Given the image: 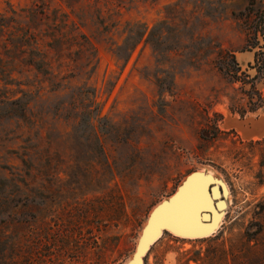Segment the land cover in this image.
Segmentation results:
<instances>
[{"label": "rangeland", "instance_id": "374dc122", "mask_svg": "<svg viewBox=\"0 0 264 264\" xmlns=\"http://www.w3.org/2000/svg\"><path fill=\"white\" fill-rule=\"evenodd\" d=\"M249 1L0 0V264H130L196 171L225 187L218 232L166 233L142 264H264Z\"/></svg>", "mask_w": 264, "mask_h": 264}, {"label": "water", "instance_id": "95a60500", "mask_svg": "<svg viewBox=\"0 0 264 264\" xmlns=\"http://www.w3.org/2000/svg\"><path fill=\"white\" fill-rule=\"evenodd\" d=\"M225 187L213 175L196 171L177 192L154 208L130 264H142L143 257L166 233L183 239H206L215 235L224 211Z\"/></svg>", "mask_w": 264, "mask_h": 264}, {"label": "trees", "instance_id": "16d2710c", "mask_svg": "<svg viewBox=\"0 0 264 264\" xmlns=\"http://www.w3.org/2000/svg\"><path fill=\"white\" fill-rule=\"evenodd\" d=\"M126 1L127 0H117L118 6L119 7L124 6ZM245 10L247 11L246 21L250 25L251 37L255 36L256 38H258L260 36L264 41V7H263V4L257 0H250ZM41 14H45V13L41 12ZM1 22H3V19L2 20L0 19V25H1ZM26 36H27V33H26ZM26 36L22 38V43H24V45L31 46V43L35 44V41H33L35 40V38H33L32 36L30 37H26ZM259 55L263 57L262 60L259 59L258 57ZM259 55H257L256 61H257V64L259 63V65L261 66L259 69V73H260L264 71V51H261ZM35 56L37 57L38 55L35 54ZM232 59L235 60L234 55H232ZM29 63L32 66H35L38 71L44 72L46 75L49 74V70L45 69V67L48 64L45 63L43 60L39 61L37 59L31 58L29 60ZM9 75L10 73H9V69L7 65H4V63L0 59V81L2 80V78L7 77Z\"/></svg>", "mask_w": 264, "mask_h": 264}]
</instances>
